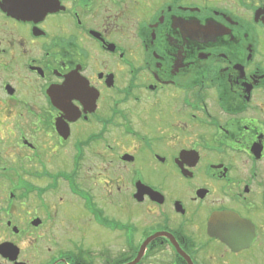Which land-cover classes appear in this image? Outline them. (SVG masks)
<instances>
[{
  "label": "flooded vegetation",
  "instance_id": "flooded-vegetation-1",
  "mask_svg": "<svg viewBox=\"0 0 264 264\" xmlns=\"http://www.w3.org/2000/svg\"><path fill=\"white\" fill-rule=\"evenodd\" d=\"M152 237L137 264L264 256V0H0V264Z\"/></svg>",
  "mask_w": 264,
  "mask_h": 264
},
{
  "label": "rangeland",
  "instance_id": "rangeland-1",
  "mask_svg": "<svg viewBox=\"0 0 264 264\" xmlns=\"http://www.w3.org/2000/svg\"><path fill=\"white\" fill-rule=\"evenodd\" d=\"M120 175H122L121 171H119L117 173V176H120ZM119 200L124 201V198H121ZM114 202L116 203L115 199L113 200V203L108 205V203H109L108 201L107 202L103 201L101 206H103V208H106V217L111 219V220H114V221H120V222L125 221L126 220L125 216L123 215L122 212H120V210L122 208H119L117 206V204H115ZM136 220H138V212L137 211L134 212L133 221L135 222ZM92 231L96 234L97 239L100 240L101 242H103V253L106 251V249H105L106 247H108V249H113V251H115V249L120 247L119 246V240L114 237L116 235L115 233H113L109 230H106V229H103V233H101L99 231L96 232L94 229H92ZM95 250L97 251L99 249H95ZM254 257H256V258H254ZM242 259H247L244 261L243 264H250L252 261L255 262L256 264H264V256H262L258 253L255 256H246V257H243ZM231 261H236V260L231 259ZM96 264H100V263L96 261ZM103 264H109V263H105V260L103 258Z\"/></svg>",
  "mask_w": 264,
  "mask_h": 264
},
{
  "label": "water",
  "instance_id": "water-1",
  "mask_svg": "<svg viewBox=\"0 0 264 264\" xmlns=\"http://www.w3.org/2000/svg\"><path fill=\"white\" fill-rule=\"evenodd\" d=\"M146 243H144L140 249L139 255L137 256V258L130 264H136L138 262V260L140 259V257L142 256L144 249H145Z\"/></svg>",
  "mask_w": 264,
  "mask_h": 264
}]
</instances>
